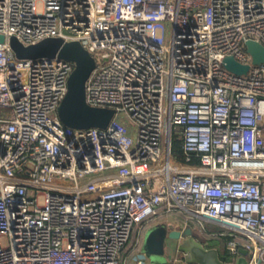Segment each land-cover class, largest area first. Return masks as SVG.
<instances>
[{
  "label": "built area",
  "instance_id": "2783aa9c",
  "mask_svg": "<svg viewBox=\"0 0 264 264\" xmlns=\"http://www.w3.org/2000/svg\"><path fill=\"white\" fill-rule=\"evenodd\" d=\"M0 34V264H126L160 211L264 264V63L246 46L264 0H0ZM12 37L79 42L107 127L66 126L74 62L19 59Z\"/></svg>",
  "mask_w": 264,
  "mask_h": 264
},
{
  "label": "water",
  "instance_id": "95a60500",
  "mask_svg": "<svg viewBox=\"0 0 264 264\" xmlns=\"http://www.w3.org/2000/svg\"><path fill=\"white\" fill-rule=\"evenodd\" d=\"M5 36L0 34V42ZM10 45L19 59L54 58L74 62L75 69L68 82V93L62 101L58 115L68 127L85 129L91 127L106 128L112 120L115 109L94 107L86 102V82L94 70V57L79 42H64L61 38H47L36 44L26 46L17 38H10ZM247 51L252 56L253 64L264 63V44L249 40ZM225 67L236 74H247L250 65L242 64L233 56L224 59ZM177 241V249L185 254L189 264H249L247 250L240 249L241 256L235 261L225 260L217 248H206L192 231L168 230L164 225L149 230L145 250L152 256L155 264H170L164 259L166 242ZM163 257V258H162Z\"/></svg>",
  "mask_w": 264,
  "mask_h": 264
},
{
  "label": "rangeland",
  "instance_id": "374dc122",
  "mask_svg": "<svg viewBox=\"0 0 264 264\" xmlns=\"http://www.w3.org/2000/svg\"><path fill=\"white\" fill-rule=\"evenodd\" d=\"M129 125H130V123H129ZM171 216H173V217L175 216L176 219L174 221H176L180 224L179 226L177 225L178 230H181L183 232L184 231L185 232L192 231V233L194 232L193 234L201 242H205V241L209 242V245H210L209 248H211V247L218 248L222 258H227L228 260L234 259V257L231 256L228 253V251L226 250V242L223 238L208 236L207 233H205L203 231L200 232L199 231V229H200L199 223L196 220H192V219L188 220L187 216H185V215H178V216L174 215V214L167 215V214H164L160 211L156 216L151 217V220H149V222H147V224H146V225H148L147 228L149 226L156 225L157 223H160L162 221H166V220L170 221L169 219L171 218ZM207 227L211 228L212 226H211V224H207ZM141 238H142V236H141ZM141 238L139 241L137 240L138 238H136V241L133 240L134 242L131 243V245L129 244L126 247V249H124V252L122 254V258L125 260L126 264H138L137 259L139 258V255L141 254V248H142L141 246L143 244V242H142L143 239H141ZM133 244L135 245V248H137V250H135L134 253H130L127 257H125L127 249H129V247H131ZM168 255L170 257V264H187L183 253H181L177 250L175 241H172V240L168 241ZM142 257L144 259L145 264H149V262L147 261L145 256L142 255Z\"/></svg>",
  "mask_w": 264,
  "mask_h": 264
},
{
  "label": "crops",
  "instance_id": "0c3cea01",
  "mask_svg": "<svg viewBox=\"0 0 264 264\" xmlns=\"http://www.w3.org/2000/svg\"><path fill=\"white\" fill-rule=\"evenodd\" d=\"M174 215H179V214H174ZM176 219V217L174 216H171V218L169 219L170 221H162V222H160V223H157L156 225H152V226H149L148 228H147V226L148 225H146V224H144L142 227H140L139 229H136V231L134 232V235H133V238H132V240H134V241H136V238H138L137 240L139 241L140 240V238H141V236H142V238L141 239H143V244H142V248H141V254L139 255V258L137 259V261H138V264H139V262H141V264H145V262H144V259H143V257H142V255L143 256H145V258L147 259V261L149 262V264H155L153 261H152V256L150 255V254H148V252L145 250V242H146V238H147V234H148V232H149V230H151L152 228H154V227H156V226H161V225H164V226H166L167 228H168V230H176V229H178V227H177V225L179 226L180 224L178 223V222H176V221H174ZM152 224V223H151ZM174 228H173V227ZM194 233V232H193ZM137 235V236H136ZM194 235V234H193ZM131 240V241H132ZM175 243H176V247H177V241H175ZM130 245H131V242L129 243ZM128 244V245H129ZM216 248V247H215ZM218 249V248H217ZM135 250H137V248H135V245L133 244L131 247H129V249H127V252H126V254H125V257H127L130 253H134L135 252ZM178 250V249H177ZM219 250V249H218ZM179 251V250H178ZM179 252H181V251H179ZM181 253H183V252H181ZM183 255H184V257H185V254L183 253ZM164 256V259H166V260H168V262L170 261V257H169V255H168V242H166V250H165V254L163 255ZM163 258V257H162ZM223 259H225V260H228L227 258H223ZM185 260H186V258H185ZM186 263H187V261H186ZM169 264V263H168ZM187 264H189V263H187Z\"/></svg>",
  "mask_w": 264,
  "mask_h": 264
},
{
  "label": "trees",
  "instance_id": "16d2710c",
  "mask_svg": "<svg viewBox=\"0 0 264 264\" xmlns=\"http://www.w3.org/2000/svg\"><path fill=\"white\" fill-rule=\"evenodd\" d=\"M173 144H174L175 153L180 156L182 154V142H181V140L179 138L175 137ZM133 242L134 241L132 240L131 243H133Z\"/></svg>",
  "mask_w": 264,
  "mask_h": 264
}]
</instances>
